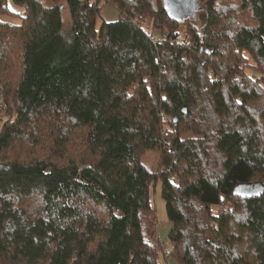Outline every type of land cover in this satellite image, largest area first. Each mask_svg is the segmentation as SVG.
<instances>
[{"label":"trees","instance_id":"1","mask_svg":"<svg viewBox=\"0 0 264 264\" xmlns=\"http://www.w3.org/2000/svg\"><path fill=\"white\" fill-rule=\"evenodd\" d=\"M13 1L0 264H264V0H197L200 26L165 0Z\"/></svg>","mask_w":264,"mask_h":264},{"label":"rangeland","instance_id":"2","mask_svg":"<svg viewBox=\"0 0 264 264\" xmlns=\"http://www.w3.org/2000/svg\"><path fill=\"white\" fill-rule=\"evenodd\" d=\"M47 1L48 3L52 2V0H47ZM191 2L189 6L190 8L186 15L200 26L201 23H203L205 20V5L203 3L202 4L199 3L197 0H192ZM8 5L10 9L13 11V13L6 15L5 18L14 23H20L21 16L23 15V7L16 4L13 0H8ZM63 11H64L63 12L64 27L67 30L71 22L70 13L67 7ZM114 13L115 14L118 13L120 16V11L112 5H107L102 11V15L105 20L110 19L112 17L111 15H113ZM185 33L183 32V34ZM0 97H2V95H0ZM6 107L3 108L0 106V128H1L2 121H3L2 119H3L4 112L8 108ZM142 161L149 170L156 171L160 165V155L156 151H147L143 155ZM151 201L157 211V216L159 220V235L161 239H165L168 233L169 221H168V214L166 210V201L162 195V188H161L160 181L156 185L151 187ZM215 210H217V207H215ZM169 264H178V263L175 260H172Z\"/></svg>","mask_w":264,"mask_h":264},{"label":"water","instance_id":"3","mask_svg":"<svg viewBox=\"0 0 264 264\" xmlns=\"http://www.w3.org/2000/svg\"><path fill=\"white\" fill-rule=\"evenodd\" d=\"M192 0H165L168 9L177 16H187ZM192 4V2H191Z\"/></svg>","mask_w":264,"mask_h":264},{"label":"built area","instance_id":"4","mask_svg":"<svg viewBox=\"0 0 264 264\" xmlns=\"http://www.w3.org/2000/svg\"><path fill=\"white\" fill-rule=\"evenodd\" d=\"M186 37V36H185ZM188 38V37H187ZM0 106L1 107H3V108H5L6 107V104L4 103V101L0 98ZM222 208L224 209V210H226V209H230L231 208V205L230 204H228V203H226V204H223L222 205ZM167 250H169V248H166Z\"/></svg>","mask_w":264,"mask_h":264},{"label":"crops","instance_id":"5","mask_svg":"<svg viewBox=\"0 0 264 264\" xmlns=\"http://www.w3.org/2000/svg\"><path fill=\"white\" fill-rule=\"evenodd\" d=\"M115 12V11H114ZM112 17L110 18V19H108V21H111V20H117L118 18H119V14L117 13V14H113V15H111ZM115 17V18H114ZM168 234V233H167Z\"/></svg>","mask_w":264,"mask_h":264}]
</instances>
